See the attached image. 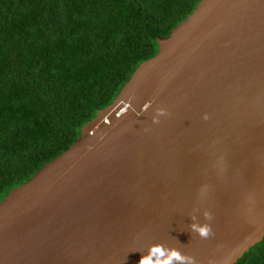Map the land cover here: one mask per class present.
<instances>
[{
	"label": "water",
	"instance_id": "obj_1",
	"mask_svg": "<svg viewBox=\"0 0 264 264\" xmlns=\"http://www.w3.org/2000/svg\"><path fill=\"white\" fill-rule=\"evenodd\" d=\"M158 43L0 204V264H236L264 240V0H203Z\"/></svg>",
	"mask_w": 264,
	"mask_h": 264
},
{
	"label": "trees",
	"instance_id": "obj_2",
	"mask_svg": "<svg viewBox=\"0 0 264 264\" xmlns=\"http://www.w3.org/2000/svg\"><path fill=\"white\" fill-rule=\"evenodd\" d=\"M203 0H0V204L68 151ZM236 264H264V240Z\"/></svg>",
	"mask_w": 264,
	"mask_h": 264
},
{
	"label": "clouds",
	"instance_id": "obj_3",
	"mask_svg": "<svg viewBox=\"0 0 264 264\" xmlns=\"http://www.w3.org/2000/svg\"><path fill=\"white\" fill-rule=\"evenodd\" d=\"M200 234L206 236L208 234L207 229H200ZM179 258V256H177ZM140 264H144L143 259H141Z\"/></svg>",
	"mask_w": 264,
	"mask_h": 264
}]
</instances>
